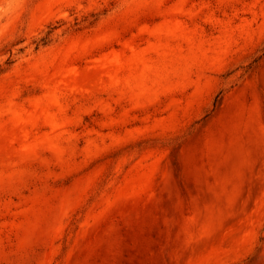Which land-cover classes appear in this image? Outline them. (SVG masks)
I'll use <instances>...</instances> for the list:
<instances>
[{
	"label": "rangeland",
	"instance_id": "1",
	"mask_svg": "<svg viewBox=\"0 0 264 264\" xmlns=\"http://www.w3.org/2000/svg\"><path fill=\"white\" fill-rule=\"evenodd\" d=\"M0 264H264V0H0Z\"/></svg>",
	"mask_w": 264,
	"mask_h": 264
},
{
	"label": "trees",
	"instance_id": "2",
	"mask_svg": "<svg viewBox=\"0 0 264 264\" xmlns=\"http://www.w3.org/2000/svg\"><path fill=\"white\" fill-rule=\"evenodd\" d=\"M47 38H48V37H46V39H45V38L42 39V41H43L42 44H46V43L49 41V40H47Z\"/></svg>",
	"mask_w": 264,
	"mask_h": 264
}]
</instances>
